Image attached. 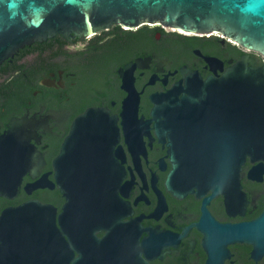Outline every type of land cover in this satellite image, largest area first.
Listing matches in <instances>:
<instances>
[{
    "label": "water",
    "instance_id": "obj_1",
    "mask_svg": "<svg viewBox=\"0 0 264 264\" xmlns=\"http://www.w3.org/2000/svg\"><path fill=\"white\" fill-rule=\"evenodd\" d=\"M111 26L126 31L158 26L187 34H216L257 55L244 51L243 61L226 70L224 57L197 48L214 64L218 76L210 80L190 63L172 71L166 68L172 59L161 62L151 83L163 80L160 71L165 70H170L164 79L168 83L181 70L187 77L168 92L154 93L153 119L141 115L145 97L136 81L138 65L152 67L156 54L129 61L121 70L128 79L123 86L127 96L121 115H112L109 106L92 105L79 116L52 162L54 176L53 170L45 178L41 176L40 165L49 162L47 150L37 145L41 141L50 146L41 129L42 124H51L53 113L29 115L30 108L25 116L15 118L13 130L5 131L0 124L2 195L21 193L24 174L33 171L40 180L31 181L30 191L50 185L65 199L60 214L56 204H45L40 196L24 206L6 207L0 222V264H153L156 257L165 259L182 245H189L181 259L190 264L188 258L196 252L198 239L188 243L183 238L195 226L209 233L205 242L215 255L208 257L209 264L232 259L237 253L229 248L230 243L250 245L251 257L261 260L264 208L255 221L234 223L219 221L208 204L216 195L228 192L230 214L248 213L251 193L244 185L243 165L250 151L256 163L252 177L264 183V65H259V57L264 59V0H0V65L32 44L56 36L78 42V38L97 35ZM120 117L126 121L128 140L147 186L137 179L133 166L136 177L125 181L129 151L123 143ZM154 122L156 134H163L164 147L167 141L173 147L162 158L167 169L170 162L166 157L173 154L166 184L181 197L193 192L207 196L203 220H194L191 227L176 220L183 213L188 215L187 211L169 216L171 223L184 227V233L146 222L153 216L162 220L172 208L166 191L160 188L163 177L152 167L150 145L144 138L151 132L156 145ZM145 153L162 194L161 208L127 221V215L135 211L127 198L134 196L138 184L144 186V194L137 203L143 197L153 202L145 192L146 187L152 190ZM209 189L215 195H208ZM107 228L109 233L101 238L97 230ZM77 251H81L78 258Z\"/></svg>",
    "mask_w": 264,
    "mask_h": 264
},
{
    "label": "flooded vegetation",
    "instance_id": "obj_2",
    "mask_svg": "<svg viewBox=\"0 0 264 264\" xmlns=\"http://www.w3.org/2000/svg\"><path fill=\"white\" fill-rule=\"evenodd\" d=\"M115 27L111 26L107 31L94 36L78 38V42L56 36L40 44L24 47L17 57L14 55L0 65V124H4L5 131L13 130L15 118L25 116L30 108L32 111L29 115H36L39 112L53 113L52 125L42 124L41 129L45 131L43 140L50 143V146H45L41 141L37 143L41 150H47L49 165H40L44 171L41 174L43 178L52 170L54 176L52 162L58 155L63 140L71 132L73 122L91 110L92 105L99 108L109 106L113 108L112 115H121L122 105L127 96L123 86L128 81L121 70L129 65V61L156 54L152 67L138 65L139 79L136 81L141 92L144 91L145 97L141 103V115L153 119L154 105L151 99L154 93L168 92L178 86L179 80L187 77L184 70H181L172 74L171 83H168L164 79L170 76L168 74L170 70L175 71L190 63L192 68L202 71L206 80L218 76L213 62L206 55L200 54L197 48L201 47L208 54L224 57L226 70L243 61L244 51L253 56L257 55L216 34L205 37L158 26L141 27L144 29L140 32H137L138 29L126 31ZM170 59L171 62L166 65L170 70L160 71L163 80L151 83L157 74L159 64ZM259 65H264L262 57H259ZM119 122L123 143L129 151V160L125 162L128 170L125 181L136 177L131 168L133 166L138 174L137 179L147 186L146 178L138 167L139 159L128 140L126 121H122L120 117ZM154 125L155 122L152 124V130L157 138L156 145L153 143L151 132L144 138L150 145L152 167L163 177L160 180V188L166 191L172 208L162 220L153 216L146 218V222L148 226L152 222L154 227L164 224L166 230L184 233V227H177L171 223L169 216L173 212L187 211L189 216L183 213L182 216H176V220L180 225L188 223L191 227L194 220H203V215L206 214L203 206H206L207 196L202 197L198 195L199 192H193L181 197L171 185L166 184L172 168L170 159L173 154L166 157L167 162H170L167 169L162 166V158L169 154L173 147L168 141L167 147H164V141L161 140L163 134L158 136ZM143 159L152 186V190L146 187L145 192L153 198V202H148V197H143L142 201L137 203V199L144 194V186L138 184L134 196L127 198V201H132L135 208L134 212L127 215V221L145 211L146 214H154L161 208L162 194L153 180L155 171L151 168L146 153ZM255 166V154L250 151L243 165L244 185L251 193V207L248 213L240 211L237 215L230 214L228 192H224L213 197L208 204L219 221L234 223L244 220L255 221L262 213L264 183L263 180L252 177ZM38 180L39 177L34 176L32 171L24 174L21 193L11 197L2 195L0 191V222L1 217L6 214V207L24 206L30 199H37L39 196L43 198L45 204H56L60 214L65 199L57 187L40 185L34 191L29 190L31 181ZM208 195L215 194L209 189ZM97 232L103 238L109 233V228ZM208 235V232L195 226L192 233L183 238L188 243L198 239L199 246L196 247V252L191 253L188 258L190 264H209L208 257L215 256L206 245L205 238ZM188 248L189 245H182L175 252L168 253L165 259L160 255L153 259V264H187L181 256L187 253ZM229 248L237 254L232 259L224 261L225 264H264V257L261 260L255 256L251 257L252 247L248 244L230 243ZM80 252L77 251V258Z\"/></svg>",
    "mask_w": 264,
    "mask_h": 264
},
{
    "label": "trees",
    "instance_id": "obj_3",
    "mask_svg": "<svg viewBox=\"0 0 264 264\" xmlns=\"http://www.w3.org/2000/svg\"><path fill=\"white\" fill-rule=\"evenodd\" d=\"M115 28L120 30L119 27H115ZM143 29H144V28H140V29L137 30V32H140V31H142ZM122 32H123V31H122Z\"/></svg>",
    "mask_w": 264,
    "mask_h": 264
},
{
    "label": "built area",
    "instance_id": "obj_4",
    "mask_svg": "<svg viewBox=\"0 0 264 264\" xmlns=\"http://www.w3.org/2000/svg\"><path fill=\"white\" fill-rule=\"evenodd\" d=\"M209 35H211V34H205L204 36H205V37H208Z\"/></svg>",
    "mask_w": 264,
    "mask_h": 264
}]
</instances>
